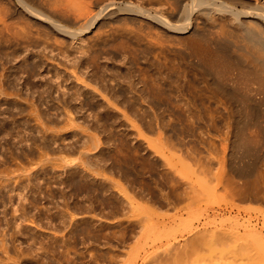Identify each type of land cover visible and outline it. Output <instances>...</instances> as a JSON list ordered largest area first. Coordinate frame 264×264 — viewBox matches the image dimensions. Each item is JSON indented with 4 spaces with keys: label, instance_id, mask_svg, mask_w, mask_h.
<instances>
[{
    "label": "rangeland",
    "instance_id": "rangeland-1",
    "mask_svg": "<svg viewBox=\"0 0 264 264\" xmlns=\"http://www.w3.org/2000/svg\"><path fill=\"white\" fill-rule=\"evenodd\" d=\"M31 2L74 29L84 26L82 6L113 10L63 42L17 0H0V264L131 263L127 248L185 264L183 245L172 244L195 230H225L234 218L264 226V105L243 103L261 83L226 16L177 34L120 9L179 24L194 0ZM246 131L258 133L247 153Z\"/></svg>",
    "mask_w": 264,
    "mask_h": 264
},
{
    "label": "bare ground",
    "instance_id": "bare-ground-1",
    "mask_svg": "<svg viewBox=\"0 0 264 264\" xmlns=\"http://www.w3.org/2000/svg\"><path fill=\"white\" fill-rule=\"evenodd\" d=\"M194 1H195V5H191V7L189 9H186L184 11L183 20H181L183 22H181V23L179 22V24H172L170 21H168L163 16H157V15L149 16L150 15L149 13L147 14L144 10H140V9L136 8L135 6L131 7L130 4H129V6H127V5L125 6L124 5L123 7H121L120 11L124 10L125 12L129 11V12H134V14H141V15H143V17L144 16L149 17V18L151 17L152 20L157 22L162 27H165L166 29H168V30H170L172 32H175L177 34L187 33V32H190L192 30H193V32H195L194 29L198 26L197 25L195 27V25H196L195 23L201 22V24H203V23L205 24V23H207L206 20L209 19V18L211 19L212 18L211 16H213L215 14L226 16L228 18L227 20L229 21V24L231 25V27L232 28L234 27V30H236V32L239 33L238 34L239 36L237 35L239 37V39L241 38L240 39L241 40L240 41V45L242 44L241 46H242L243 50L241 48H240V50L244 51V54L240 56V58L242 60V64L244 65V67L246 69H248L247 72L251 73L253 75V77H255L261 83V86L259 85V86L255 87V88L254 87L248 88V91H246V96L243 98L244 99L243 103H245L247 105V107L249 105L252 106L253 104H256V103L258 105H261V104L264 105V7H261V6L257 5L255 7L242 6V8H237V6L235 4L228 3L225 0H194ZM17 2L20 5H22V7H24L23 9H25L26 12L30 16H32L33 19H35L38 22L40 21L41 23H43V25H46V27L48 29H50L51 32L56 34L60 39H62L63 42H64V40L75 41V40L80 39L82 34L90 31L93 28H95L97 26V24L100 25V24L104 23L103 22L104 21V17L103 16L108 14V12L113 10L112 7L110 8L111 4H108V5L106 4V5H103V6L100 7L101 4L99 2H94V3L91 4V6H89V5L88 6L87 5L82 6L80 10H81V13L83 15H85V19L82 18L84 20V22H83L84 26H82L80 28L78 27L77 29H74L75 27L71 28V27L59 22L58 19L56 18V16L53 13L48 12L42 6L33 7L32 5H34V2L32 4L31 0H17ZM112 6H114V4ZM94 8H97L98 10L96 9V10H94V12H92ZM115 8H116V6H115ZM111 15H113V14H111ZM107 17L110 18V16H107ZM151 18H150V20H151ZM67 20H69V19H67ZM69 22H71V20H69ZM73 22L75 23V21H73ZM32 24H34V23H32ZM235 33H233V34H235ZM217 37H219V35ZM213 39H216V38H213ZM217 39H219V38H217ZM228 39H229V41L231 40L230 38H228ZM220 40H222V39H220ZM223 40H225V39H223ZM214 41L218 42V40H214ZM60 43H61V41H60ZM70 45H69V47H70ZM180 50H181V48H180ZM79 60H80L79 62H83L82 59L79 58ZM256 95L257 96L260 95V96L256 97ZM74 98H75L74 100L76 102V103L74 102L75 103V107L78 108L79 110L83 109L84 105L82 104V100L80 99V95H76ZM75 111H76V109H75ZM240 113L241 112H239V115H240L239 117H241V118L243 117L244 118V116H241V114L244 115V113H241V114ZM241 118H240L239 122L242 121ZM69 119H70V114H69ZM244 138L245 139L243 141V146H244L245 153H247L248 151L253 149L252 146H254V144H257L258 133L256 131H254V132L253 131H246ZM259 174H257L256 176L254 175L253 179H251V183L255 184L256 187H258V184H259V187L261 186L260 183H259L260 182L259 179L261 178L260 176H262V174L261 173H259ZM231 184H232V182H231ZM245 185H246V183L244 185H242V188ZM227 186H229V185H227ZM232 186H233V184H232ZM238 192H241V191H239V188H238ZM256 192H258V191L255 190V192H253V193L257 194ZM235 193H236V191H235ZM237 195H235V196H237ZM240 196H243V195H240ZM247 196H245L244 199ZM256 196L257 195H253L252 194V196H250V198L256 199ZM258 196H259V193H258ZM262 198H264V197H262ZM257 199H258V197H257ZM234 219H233V221H230L229 227H227V229H225V230L218 228L217 225H213L209 229H207V228L205 229L204 228L201 231L199 230L198 233H197L196 230L193 231L194 233L190 230V232H192L191 235H189L190 234L189 233L188 235H186V237L182 236V238L184 237V240H182L183 242L181 241L180 243H183V244L178 245L179 243L175 242L172 245L176 244L178 246V247L176 246L177 251H180L179 248H181V245L184 246V247L182 246V248H181L182 250L180 252V253H182V255L181 254H179V255L183 256V258H181L182 261L187 258V260H185V261L188 262V263L186 262L187 264H191V262L193 264L199 263L200 262V258L199 257L201 255H202L201 257L203 259V262L206 261L205 264L207 263L208 260H209V262H211V260L214 261V264H218V263L221 264L220 262H222V264H224L223 263L224 261H226L228 264H264V229H263L264 226L262 224L264 222L260 223V225L262 224V227L259 228L258 227V223L254 222V224H253L252 222L250 223V221H247V220H246V222L242 221L240 223L239 221H237L238 219L237 220L236 219L234 220ZM157 236H159V235H157ZM162 236H160V237H162ZM166 236H167V238L165 236H163L166 239L165 238H160L159 239V243H160V240H162V239L167 240L168 239V235H166ZM173 236L174 235H172V237H170V238L172 239V238L175 237V236L174 237ZM146 237H148V236H146ZM154 237L156 239L158 238L156 236H154ZM148 238L150 240V237H148ZM148 238H147L146 241H148ZM155 238H152L150 240V241H153L151 243L155 242V240H156ZM173 240H176V238L173 239ZM173 240H171V241H173ZM148 242H145L144 245L146 246V243H148ZM165 243H166V241H165ZM155 244H152V245H155ZM144 245H143V247L140 246V248H137L138 251H140L139 249H142L144 251V247H145ZM152 245H151V247H152ZM169 245H170V247H169ZM172 245L168 244V246H167V244H166L168 249L173 247V250H175V247L172 246ZM185 246L186 247L191 246L190 248H193V250L189 249V247L186 248ZM147 247H149V245ZM129 248L131 249V247H129ZM183 248H186L184 250L188 249L186 252L193 251L192 252L193 254L190 252V254H192L193 258H192V256H189L190 254H188V253H186L188 255H185V252H184ZM122 249H124V248H122ZM171 249H169V251ZM166 250H164V252ZM132 251H134V250L132 249V250H130L128 252V248H127V253L128 254L126 256L128 257V260L131 261V263H126L125 261H123L124 263H126V264H137L140 261H141V263L144 262V259H146L145 261L147 262L149 259L151 260L153 258V261L155 263H153L152 260H151V261H148L149 264H150V262H151V264H157L156 263L157 261L160 262L158 264H161V263L164 264V262L159 261L160 259L154 258L155 256H158V255L154 254V256H152V255L149 254V256L147 255L145 257V255L141 254L140 252H137V251L132 252ZM118 252L120 253V251H118ZM122 252H123V250H122ZM169 253H170V255H167ZM169 253H168V250H167V252H165V255H166V256L164 255L166 257V258L164 257L165 259L168 258L167 256H169V259L172 256L175 257L171 253V251ZM183 253H184L185 256L183 255ZM204 253L207 254V257L205 256ZM122 254H124V253H122ZM171 254H172V256H171ZM198 254H199V256H198ZM194 255H197V256H194ZM178 256L175 259H178L179 261H181L179 259L180 256H179V258H178ZM204 256L208 260H205ZM188 257H190L191 259L190 258L188 259ZM195 257H197V260H196ZM117 259L119 260L120 258H117ZM117 259H116V261L120 263V261H118ZM154 259H156V261ZM169 259L166 260L167 263L170 260L171 261L174 260L172 258L170 260ZM202 259H201V261H202ZM125 260H127V258ZM194 260L197 261V262H195ZM123 262H121V263L124 264ZM182 263H185V262H182ZM227 263H225V264H227ZM115 264H116V262H115ZM168 264H171V262L168 263ZM211 264H213V262Z\"/></svg>",
    "mask_w": 264,
    "mask_h": 264
}]
</instances>
